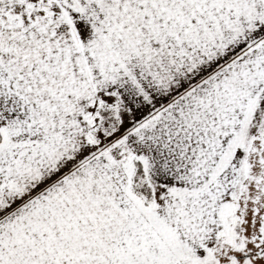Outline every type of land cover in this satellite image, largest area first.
I'll return each mask as SVG.
<instances>
[{"label":"snow or ice","instance_id":"snow-or-ice-1","mask_svg":"<svg viewBox=\"0 0 264 264\" xmlns=\"http://www.w3.org/2000/svg\"><path fill=\"white\" fill-rule=\"evenodd\" d=\"M0 264H264V0H0Z\"/></svg>","mask_w":264,"mask_h":264}]
</instances>
